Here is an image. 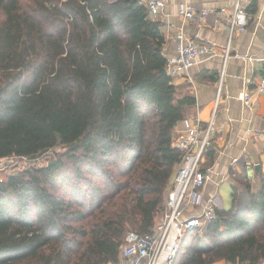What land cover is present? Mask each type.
<instances>
[{
  "label": "trees",
  "instance_id": "16d2710c",
  "mask_svg": "<svg viewBox=\"0 0 264 264\" xmlns=\"http://www.w3.org/2000/svg\"><path fill=\"white\" fill-rule=\"evenodd\" d=\"M141 0H0V160L62 147L0 180V264L117 262L165 210L196 103ZM264 264V177L251 206L186 233L174 264Z\"/></svg>",
  "mask_w": 264,
  "mask_h": 264
},
{
  "label": "crops",
  "instance_id": "0c3cea01",
  "mask_svg": "<svg viewBox=\"0 0 264 264\" xmlns=\"http://www.w3.org/2000/svg\"><path fill=\"white\" fill-rule=\"evenodd\" d=\"M242 2L249 26L244 32L235 31L232 37L229 27L236 0H175L167 3L158 16H152L161 23L165 58L175 54L178 33L215 47V54L199 56L198 63L189 71L172 78L179 91L196 100L187 119L199 121L203 126L212 119L215 110L219 76L230 44L215 131L203 165L208 175L204 205L212 204L217 211L249 209L251 193L261 189L264 177V94L257 92L264 76V0ZM183 5H189L197 13L207 10L209 14L201 22L186 21L179 14ZM246 92L251 96L250 106L241 98ZM184 128V123L178 124L175 135ZM201 211L197 207L190 212L198 215Z\"/></svg>",
  "mask_w": 264,
  "mask_h": 264
},
{
  "label": "built area",
  "instance_id": "2783aa9c",
  "mask_svg": "<svg viewBox=\"0 0 264 264\" xmlns=\"http://www.w3.org/2000/svg\"><path fill=\"white\" fill-rule=\"evenodd\" d=\"M149 7L154 17L162 13L166 4L175 0H141ZM186 21L201 22L209 11L196 12L189 5H183L179 13ZM249 26V16L242 0H236L229 31L230 37L235 31L244 32ZM214 45L198 43L184 33L176 35V52L166 58L167 73L176 77L189 71L198 63L201 55L215 54ZM230 56V44L226 47L224 64L219 76L217 103L212 119L203 126L199 121L186 119L184 130L175 137V147L183 153L182 161L175 172L169 187L165 210L159 214L153 232L147 236L130 233L121 248L117 262L107 264H174L180 253L183 239L188 232H204L210 222L217 218V209L212 204L204 205L203 191L208 179L203 169L206 154L212 144L215 131V117L226 76L227 60ZM253 60V58H249ZM264 61V59H262ZM257 92L264 94V76ZM246 106L251 105L248 92L242 95ZM200 207L201 213L192 214L191 209Z\"/></svg>",
  "mask_w": 264,
  "mask_h": 264
},
{
  "label": "rangeland",
  "instance_id": "374dc122",
  "mask_svg": "<svg viewBox=\"0 0 264 264\" xmlns=\"http://www.w3.org/2000/svg\"><path fill=\"white\" fill-rule=\"evenodd\" d=\"M64 152L62 147H58L36 158H10L0 160V180L6 176L17 174L30 167H46L50 159H55L56 155Z\"/></svg>",
  "mask_w": 264,
  "mask_h": 264
},
{
  "label": "water",
  "instance_id": "95a60500",
  "mask_svg": "<svg viewBox=\"0 0 264 264\" xmlns=\"http://www.w3.org/2000/svg\"><path fill=\"white\" fill-rule=\"evenodd\" d=\"M164 72H165V74H167V70H165Z\"/></svg>",
  "mask_w": 264,
  "mask_h": 264
}]
</instances>
